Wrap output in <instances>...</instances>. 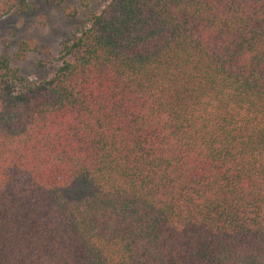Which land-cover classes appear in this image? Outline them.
<instances>
[{
    "label": "trees",
    "instance_id": "1",
    "mask_svg": "<svg viewBox=\"0 0 264 264\" xmlns=\"http://www.w3.org/2000/svg\"><path fill=\"white\" fill-rule=\"evenodd\" d=\"M59 53L0 56V264H264V0H105Z\"/></svg>",
    "mask_w": 264,
    "mask_h": 264
},
{
    "label": "rangeland",
    "instance_id": "2",
    "mask_svg": "<svg viewBox=\"0 0 264 264\" xmlns=\"http://www.w3.org/2000/svg\"><path fill=\"white\" fill-rule=\"evenodd\" d=\"M29 8L0 18V56L9 58L28 80L52 74L60 63L61 42L81 29L105 0H26ZM19 47L24 52L16 53Z\"/></svg>",
    "mask_w": 264,
    "mask_h": 264
}]
</instances>
